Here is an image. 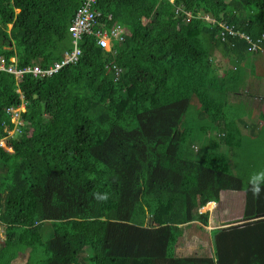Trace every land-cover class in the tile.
I'll return each mask as SVG.
<instances>
[{
	"label": "trees",
	"instance_id": "trees-1",
	"mask_svg": "<svg viewBox=\"0 0 264 264\" xmlns=\"http://www.w3.org/2000/svg\"><path fill=\"white\" fill-rule=\"evenodd\" d=\"M84 1L0 0V63L23 71L60 62L74 49L68 28ZM92 10L100 14L93 33L119 27L109 50L86 34L77 62L51 76L16 80L0 70V264H264V221H254L264 218V173H249L262 162L264 111L245 122L252 95L239 85L249 45L219 37L218 26L258 40L264 0H97ZM261 49L264 41L251 56ZM219 57L232 67L214 69ZM22 106L13 122L7 110ZM197 134L207 141L192 159ZM81 152L94 162L91 178L108 175L101 194L86 218L54 219L41 192L65 187L46 188L48 176L70 185L79 169L64 154ZM30 171L44 177L42 191ZM154 191L159 202L145 199L143 227L134 211ZM233 201L242 209L226 222ZM209 203L217 216L200 212Z\"/></svg>",
	"mask_w": 264,
	"mask_h": 264
},
{
	"label": "rangeland",
	"instance_id": "rangeland-1",
	"mask_svg": "<svg viewBox=\"0 0 264 264\" xmlns=\"http://www.w3.org/2000/svg\"><path fill=\"white\" fill-rule=\"evenodd\" d=\"M109 49V47H107ZM252 53H248V57L249 60L243 64V68L246 71V76L244 77L243 81L240 83L239 88L241 91H247L248 94H251L252 97L250 98H244V104L246 105V108L248 110V113H251L250 116H248L247 122H249L250 124L253 122L255 123V121H257V113L259 112V110L264 111V102L261 103V99H264V50L261 49L259 52V55L257 57H252L251 56ZM213 68L217 69L218 71H223L227 68H231L232 64L227 61L225 58L223 57H219L218 59H213ZM71 65V64H67L66 66ZM65 67V66H64ZM63 68V67H62ZM61 68V69H62ZM60 69V70H61ZM58 70V71H60ZM249 70H254V74H248ZM57 71V72H58ZM114 71L118 74L120 73V69L115 68ZM56 72V73H57ZM221 73V72H220ZM55 74V73H54ZM53 75V74H52ZM255 97V98H253ZM248 100L251 102V104H248ZM193 103H191V106H195L192 105ZM191 108V107H190ZM24 111V106L21 107V112ZM19 112V113H21ZM234 110H229L227 109V114H233ZM260 126H263V123H260ZM9 136L12 133H8ZM262 135H260L261 138H263V142H264V129L261 132ZM200 135V134H199ZM197 134L196 137L193 138V141L191 142V146L192 147V154L189 157H192V159H197L200 154L202 153L203 149L205 148L206 145V141H207V136L204 135H200L199 136ZM2 143V142H0ZM2 147H4V144L2 143ZM8 152H11L10 149L7 150ZM222 151H225V149H223ZM65 157L63 158V162L66 161L69 163L70 166H75L77 169H79V172L74 174L72 173V176H76L75 180H73V182L70 184L71 187H76L78 188V192H74L70 195V198H68L67 193H69V188L70 185L69 183L66 185V183L64 182H59L55 177L51 178L48 176L49 180L47 181L48 184L46 183V188L47 186H50L52 184H61L64 185V188H60L57 189V192L55 191H50L48 193L49 197L46 196V192L43 193L41 192V197L42 198H51V199H39V201L42 203V211H45V213L48 214L49 209L52 207V212L53 214L52 217H54V219H63L64 217H77L75 219L80 220V217L82 219L86 218L87 215L91 214V204L93 201V197L96 194V190L99 191V193L101 194V190L103 187V180L106 179V176H108L107 174H104L103 176H97V178L92 177L93 173L91 170H93L94 168V162L92 160L89 159V157L87 156L86 152H81L79 155H72L71 153H66L64 154ZM63 155V156H64ZM67 155V156H66ZM260 155L262 158L261 159V163L259 165L256 166L257 170L259 171H254V169H252L249 173H251L252 175L255 174L257 176L261 175L262 173H264V147L261 149ZM57 160V159H56ZM54 161L53 165H56L58 163V161ZM62 162V164H63ZM61 163V161H60ZM88 163L89 166H85V164ZM91 168V169H90ZM57 169V168H55ZM90 169V170H89ZM75 171V170H74ZM76 172V171H75ZM111 174V171H108ZM55 173L59 174V171H55ZM100 174V173H99ZM44 177L39 173L38 177L33 173V171H30L28 174V181L30 182V186H33L34 183L32 182L33 180H36L38 182H36V184L38 185H34L33 188H35L37 191H42L43 187H42V179ZM71 178V177H70ZM73 179V178H71ZM41 180V181H40ZM67 181V180H66ZM84 183V184H83ZM73 191V190H72ZM154 191L152 193L151 196H149L151 199H148L149 197H142L141 201L139 202V204L136 207V210L134 211V215H133V221H135V223L137 222L139 225L141 226H146L148 224L149 221V210H148V205H146L147 202H159L156 199H154V195H155ZM160 192V191H159ZM78 193V194H77ZM158 194V193H157ZM73 195V199H71ZM113 198L112 199H105V202L107 205L111 204V206L109 205L110 210H111V214H113V211H115V205H114V201L116 199L115 195H112ZM237 197V196H236ZM62 198V199H60ZM146 199V201H145ZM114 200V201H113ZM225 200V199H224ZM235 202V201H233ZM230 203V202H229ZM225 205L227 206L228 204ZM55 207V209H54ZM206 208L208 209V207L206 206ZM114 209V210H113ZM211 210L214 209V207L209 208ZM239 209L238 208V203L235 205V203H233V208L229 209L231 216L230 217H238L239 215ZM204 211V209H202ZM201 210V211H202ZM214 211V210H213ZM94 219H91L90 221H92ZM100 222L98 221H94L92 222V226L89 232V239L90 241L96 239L99 237L100 235ZM97 233V237L95 236V234ZM25 260V258H24ZM23 260V262H24ZM19 264H23L22 262H20Z\"/></svg>",
	"mask_w": 264,
	"mask_h": 264
},
{
	"label": "built area",
	"instance_id": "built-area-1",
	"mask_svg": "<svg viewBox=\"0 0 264 264\" xmlns=\"http://www.w3.org/2000/svg\"><path fill=\"white\" fill-rule=\"evenodd\" d=\"M97 0H85L81 7L77 10L74 19L72 20L68 31L72 37L73 44H74V49L70 53H66L63 56V59L58 62L54 63L49 69L47 70H41L38 67H32L25 69L23 71L17 70L13 64L6 65L1 61L0 63V70L13 75L14 78L17 80L19 79L24 73H30L35 78H40L44 76H51L52 74L56 73L58 70H60L62 67L66 66L68 63L69 64H74L77 62L79 56H80V51L76 46L77 41L81 38V36L86 35V34H93L97 38V43L104 48L105 50L110 49V41L111 38H117L118 35L120 34L119 27L115 28L112 30L110 35H108L106 32H96L93 33V28L98 24L97 19L100 17V14L96 12L93 9V6L95 5V2ZM206 21H209L211 23H215V21H211L209 17H205ZM220 32H219V37H239V39L244 40L248 45V52L249 53H254L258 50V45L259 43H262L264 41V33L260 35V38L256 41H252L249 39L246 35L242 33H238L236 31H233L231 28H228V26L218 23ZM109 47V49L107 48ZM117 75V73H116ZM8 113L12 115V121L14 122L19 114L21 112V108L19 109H8ZM1 146L2 143H0Z\"/></svg>",
	"mask_w": 264,
	"mask_h": 264
},
{
	"label": "crops",
	"instance_id": "crops-1",
	"mask_svg": "<svg viewBox=\"0 0 264 264\" xmlns=\"http://www.w3.org/2000/svg\"><path fill=\"white\" fill-rule=\"evenodd\" d=\"M244 101V100H243ZM248 104H251V102L248 100ZM243 106H244V111H245V113H246V117L244 118V120H245V122L246 123H248V124H250L249 122H247V119H248V116H250V114L251 113H248V110H247V108H246V105L244 104V102H243ZM258 114L259 113H257V116H258ZM253 123V122H252ZM251 123V124H252ZM233 200V199H232ZM233 203H236V202H231V204H228L226 207H228V209H231V208H233ZM207 207H208V209L206 208V207H204V208H202V209H204V211L202 210H200V212L201 213H204V212H208L209 213V216H211L214 212H215V214L213 215V216H217L218 214L216 213V211H213V210H211V209H209V208H211V207H214V204L213 203H209V204H207ZM227 208H226V211H225V214L227 213V210H228ZM242 209V207L240 206V210ZM67 219H75V218H70V217H64V220H67ZM80 219H82L81 217H80ZM230 219V220H229ZM234 220H236L235 218H232V217H229V218H227L225 221L226 222H233ZM100 221V227H101V229L103 228V226H104V224H105V220H99ZM254 221H258V222H263L264 221V218H259V219H256V220H254ZM248 222V221H247ZM247 222H242V224H244V223H247ZM248 223H251V221H249ZM229 226V225H228ZM212 224H209V227L208 228H206L207 230H212Z\"/></svg>",
	"mask_w": 264,
	"mask_h": 264
},
{
	"label": "clouds",
	"instance_id": "clouds-1",
	"mask_svg": "<svg viewBox=\"0 0 264 264\" xmlns=\"http://www.w3.org/2000/svg\"><path fill=\"white\" fill-rule=\"evenodd\" d=\"M253 193H254V195H259L260 194V189H259L258 186L253 188Z\"/></svg>",
	"mask_w": 264,
	"mask_h": 264
}]
</instances>
